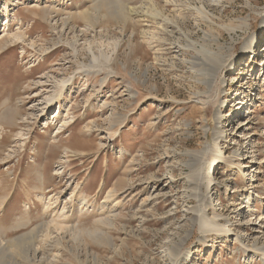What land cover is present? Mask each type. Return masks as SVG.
I'll return each mask as SVG.
<instances>
[{"label": "rangeland", "instance_id": "obj_1", "mask_svg": "<svg viewBox=\"0 0 264 264\" xmlns=\"http://www.w3.org/2000/svg\"><path fill=\"white\" fill-rule=\"evenodd\" d=\"M3 1L0 0V10ZM35 1L21 0V4L16 3L9 7L11 20L9 31L16 32L20 29L26 32L28 41H13L0 46V127H3V130L0 129V188H2L0 199L4 197L0 200V241L5 244L8 239L31 227L39 228L38 232H35L38 235L36 238L43 239L45 234L40 226L47 221L45 217L52 213L54 207L50 208L49 213H43L42 200L39 201L37 195L43 192L47 199L56 191H62L58 203L61 208L63 199L67 198L76 182L80 184L79 191L92 197L88 205L90 215L80 218L78 228L95 227L93 209L100 205L112 185L124 177L128 178L126 183L132 186L131 193L124 198V210L118 214L115 223L107 227L104 235L108 239H97V242L82 234L76 244L70 242L61 246L57 257L52 256L56 250L49 252L48 262L53 259L50 264H169L167 246L175 240L177 232L181 234L182 230H185L179 227L191 228L183 215L189 218L195 205L194 182L187 177L190 169L184 163L186 161L193 166L195 161L192 162L193 158L187 156L185 151L200 149L203 141L201 127L203 114L192 95L193 88L188 81L189 75L185 74L184 79L177 76L182 70H187L186 66H172L168 62L162 67L158 66L154 63L153 52L142 44L136 45L135 55V51L128 46L126 40V35L131 31L129 23L126 24L119 18L121 15L116 13L120 9L113 5L110 13H115L110 15L108 10L103 9L104 16H100L96 21L92 19L97 30L103 23L113 27V34L95 39L97 45H93L96 53L102 50L107 52L108 56L112 54V57L109 63V60L101 62L99 66L101 69L94 73L93 69L84 66L89 60L84 48L92 39V32L85 37H79L80 51L77 57H73L67 45L72 42L73 34L65 30L59 36L58 32L61 29L59 22L56 23V28L52 29L39 17L32 18L30 5ZM45 1L40 0V3ZM120 1L128 4L127 6L140 5V0ZM182 1L184 5L188 4L191 7L204 2L207 10L220 15L224 23L234 21L236 25L240 18L248 19L251 25L247 31L236 29L237 34H233L234 54L239 53L248 32L259 36L255 49L260 53L263 50L264 0H220L215 7L208 0ZM87 2L89 1L58 0L56 4L57 8L77 11L89 6ZM172 15L171 13L170 16ZM192 15L195 13L187 14V23L183 29L197 32L194 34L196 38L201 32L195 28ZM4 21L5 18L1 17L0 37L4 34L1 32ZM76 22L80 28L84 26L82 21ZM121 27L125 37L120 38L118 29ZM222 32L221 41L227 45L231 42L230 34ZM118 39H121L120 45L112 52L113 44ZM31 44L34 47H31ZM262 55L264 62V54ZM252 56L249 51L245 52L237 68L246 65L242 69L241 85L245 88L249 86L252 91L250 96L254 101L244 131L248 132V139H252L254 147L252 164L258 167L256 181L246 182L247 178L241 177V173L236 171L235 167L223 171V165L220 163L210 171L214 178L211 186L214 194L211 196L210 207L211 204H216L217 212L222 214L220 221H224L226 216L229 223L233 224L230 226L232 238L240 228L239 232H243L244 235L241 236L244 240L254 234V228L242 223L243 214L237 215L240 206L245 204L243 197L248 193L254 196L251 208L256 210L251 218L256 217L255 219L261 220L260 223L264 224V99L257 98L264 95V91L260 90L264 88V79L261 77L264 64L259 65L257 58L256 63H251ZM137 58H141V62ZM145 69L148 71L146 75ZM223 72L220 77L228 80V84L218 96L222 99L230 95L238 97L240 93L238 89L241 86L234 80L229 81V71ZM250 72L260 74L255 80L246 83ZM69 76L73 79L71 83H67L64 95L50 109L45 110L43 98L53 91L55 82ZM234 89H237V94ZM130 90L137 92V97H141L139 101L127 98ZM90 92L93 96L89 103L85 104L86 95ZM112 97H115L118 103L119 112L128 115L121 124L112 128L113 131L117 128L118 132L110 137L112 139L110 140L107 134L110 132L106 130L110 108L97 113L95 111L100 101L110 100ZM229 107L230 104H226L222 108V113L227 118L231 109ZM241 114L246 118L247 109H242ZM71 115L75 117L70 119ZM206 116L209 118V114ZM64 117L70 119L67 122L70 124L62 128L60 124ZM12 118L13 121H10ZM235 118L234 120H237L238 117ZM90 119H96L98 126L93 132L87 133L82 128ZM76 122L79 123L73 126ZM208 123L212 126L211 121ZM225 125L226 137L220 142V147L226 156H231L234 148L239 150L240 155L243 154L246 148L242 142L233 144L235 141L231 140L233 124L229 121ZM211 126L207 129L209 139ZM57 131L62 133L58 134ZM74 136L76 137L71 141L67 140ZM60 144L70 145L73 151L67 155L62 154ZM119 148H125L128 154L140 153L141 158L134 164L131 163L130 167L128 166L130 155L121 158L118 154ZM60 160L63 167L58 165ZM40 168L45 173L43 191L37 176ZM56 169L63 174L56 175ZM169 171L173 178L167 175ZM150 174L155 175L154 180L160 183V186L153 188L154 185L148 180ZM189 180L192 185L189 184ZM201 189H204L203 185ZM142 198L147 199L145 204L141 203ZM258 198L262 199L261 202L257 201ZM25 202L29 206L31 222L28 227H16L17 220L24 217ZM78 207L75 205L74 212ZM210 211V208L207 209L209 214ZM133 212L137 214L134 215ZM140 219L142 223L139 224ZM199 237L201 232L194 226L182 247V252L190 251V258L186 263L184 260L180 263L261 264L258 259L248 263L244 248L231 237L225 241L214 239L210 235L205 241ZM74 246L78 247L77 251L73 250ZM37 260L39 258H36ZM40 264L46 263L42 261Z\"/></svg>", "mask_w": 264, "mask_h": 264}, {"label": "bare ground", "instance_id": "obj_2", "mask_svg": "<svg viewBox=\"0 0 264 264\" xmlns=\"http://www.w3.org/2000/svg\"><path fill=\"white\" fill-rule=\"evenodd\" d=\"M11 1L13 0H4L1 6L2 9L0 10V18H5L3 24L4 28L1 31L4 34L0 37V46L9 44L13 41L21 40V42H25L27 40L26 32L20 29L16 32L9 31L11 21L9 19V7L10 5L12 6V4L22 3L21 0H15L13 3ZM57 1L58 0H46L45 2L40 3V0H36L33 5H30L32 10L31 14L33 15L32 18L39 17L43 20V22L45 21L49 24L52 29H55L56 23L59 22L61 25L60 32H58L59 36H61L65 30H68L69 33L71 32L73 34L72 42L67 45L71 49L73 57H77V54L80 51L78 48V46H80L78 45L79 37H85L86 34L92 32V39L85 44L86 48H84L86 55L89 57L88 63L84 66L93 69L92 72L97 73V71L101 69L99 67L101 62L109 60V63L112 57V54L108 56V53L102 50L96 53L93 45H97L95 43V39L105 37L108 34H113V27L110 24L103 23L99 30H97V27L95 26L96 24L92 23V19L96 21L100 16H104L102 15L104 14L102 12L103 9L106 11L108 10L110 15L111 13H115H110V9L112 8L111 6L113 5L120 9V11L116 13L117 15H121V17H118L121 18L124 23H129L131 31L128 35H126V40L128 46L133 48V51H135L134 49L137 44H142L153 52L154 63L156 65L162 67L164 63L168 62L171 63L172 66H186L187 70H182V72L180 74L178 73L179 75L177 76L184 79L185 74L189 75L188 81L191 88H193L192 95L197 102L196 104L199 106V110H201L203 114L201 117L203 141L201 142L200 149L185 151L187 156L193 158L192 162L195 161L193 166L189 165L186 161L184 162L190 169L187 177L194 182L193 195L195 197V205L192 208L193 212L190 213L189 218L183 215L186 222L190 223L191 228L184 226L179 227V229L185 230H182V233H179L180 235L177 232L175 240L167 246L169 264H182L180 263L181 260H184L185 263L189 260L190 251L187 250V252H182V247L184 246V243L194 226L199 228L201 232V237L199 238L204 241L208 235L212 236L214 239H219L220 241L230 239V232L232 231L230 226L233 224H230L229 219L224 215V221H220L222 214L217 212L215 208L216 204H211L212 206L210 207L211 196L214 194L211 191L214 178H212L210 171L216 164L220 163L223 165V171L225 169L232 170L235 167V170L241 173V177L244 179L247 178L246 182L249 181L248 183H250V181H256V168L258 167H255L252 164L254 147L251 143L252 139H248V132L244 131V127L249 122L248 116H251V106L254 104V101L252 96H250L252 91L249 86H246L245 88L241 85V76L243 75L242 69L246 67V65L243 66V68L241 66L237 68V64L240 62L241 57L244 56V53L249 51L250 55H253L251 63H256L257 58L259 65H263L264 62H262V54H264V48L261 53L255 49L259 36L256 33L250 32L245 34L242 41V47L237 55L234 54L233 43L235 40L233 34H237L236 29L246 32L251 25L249 20L246 18H240L238 21L239 23L236 25L234 24V21L224 23L221 20L220 15L210 13L209 10H207L204 2L200 3V5H193L191 7L188 4L184 5L182 0H140L139 6H127L128 4L126 5L120 0H88L89 2L87 3H89V6L83 10L67 11L65 9L57 8ZM219 1L220 0H208L209 3L214 5V7ZM190 12L195 13V15H192L196 25L195 28L201 32V35L196 38H194V34H197V32L183 29V26L187 23V14ZM171 13L173 14L172 16H170ZM76 21H82L84 26L80 28V25H77ZM78 27L80 29H78ZM262 27L264 29V16L262 18ZM222 31H226L230 34L231 42L227 45L221 41L223 36ZM118 32L120 33V38L125 35L122 27L118 29ZM78 33L79 35H77ZM120 40L121 39H118L114 42L112 52L115 48L119 47ZM32 46L33 44H31V47ZM140 59L141 58H137L139 61ZM108 63L106 65H108ZM239 65L240 63L238 66ZM235 70L237 71L235 72ZM223 71H229V81L234 80L238 86H241V88L238 89L240 92L238 97L230 95L229 97L226 98L225 96V98L222 99V97L218 96L220 91H224V87L228 84V80L222 79L223 76L220 77ZM147 73L148 71L145 69L144 74L146 75ZM259 74L260 72H250L245 82L248 83L250 80H255ZM263 75L264 71L261 74V77L264 79ZM72 79L73 77L71 76L63 77L58 82H55L53 91L43 98L45 110L50 109L52 105L64 95L67 83H71ZM234 90L236 93L237 89ZM260 90L263 92L264 88L262 87ZM136 93V91L130 90L127 93V98L132 101L135 99L139 101L141 97H137L138 94L136 95ZM92 96L93 94L91 92L87 94L84 103H89ZM257 98L264 99V95H260ZM226 104H230L231 107L228 112V118L222 113V108H224ZM87 106H89V104H87ZM96 108V113L102 111L103 109L110 108L106 129L110 132H107L110 139V137H113L118 132L117 128L114 129V131L112 128L121 124L127 118L128 114L119 112L117 109L118 103L115 97H112L110 100L104 99L100 101ZM244 108L247 109L248 115L246 118H244L241 114V110ZM208 114L209 118L206 116ZM236 116L238 118L237 120H234ZM74 117V115H71L70 119ZM70 119L68 120L64 117L60 127L65 128L69 126L70 123L67 124V122H69ZM10 121H13V118ZM210 121L212 126L208 123ZM229 121L233 124L232 133L230 134L231 140L235 141L233 144H236V142L237 144L238 142H242L246 148L244 153L242 151L243 154L241 155L239 150L234 148L231 156H226L225 152L220 147V142L226 137L224 130V127L226 126L225 124ZM77 123L79 122L74 123L73 126ZM97 126L96 119H90L82 130L87 133H91L95 128H97ZM210 126L211 137L209 139L207 129ZM0 129L3 130V127H0ZM57 133L61 134L62 131H57ZM76 136L68 138L67 140L71 141V139H74ZM60 147L62 149H60L62 154L65 155L73 151L72 147L67 144H60ZM118 154L121 155V158L125 155H130L129 158L131 160H128V166L131 163L134 164V162H137L142 155L140 153L128 154L125 148H119ZM63 156L64 155H62V157ZM62 163L63 162L60 160L58 165L62 166ZM131 166L132 165H130V167ZM42 170L40 168L39 172H37V176L40 181L39 186L41 185V190L43 191L45 173ZM55 171L56 175L62 173V171L59 172L58 169ZM167 175H169L170 178H173V174L170 171ZM154 176V174H150L148 176L149 182L154 185L153 188L161 185L154 180ZM126 179L128 178L124 179L123 177L114 183L105 194L100 205L94 209L92 208L94 214L93 223L95 226L93 228H78V225H80V218L90 215L88 213L90 211L88 205L90 199H92V197L90 198L87 193L79 191L78 187L80 184L78 182H76L74 187L71 188L67 194V198L65 197V199H63L61 208L58 206V203L60 200L59 194H62V191H56L51 196H48L47 199L45 198L43 192H41V194L37 195V197L40 199H38L39 201L42 200L41 203L43 204V213H49L48 211L50 208L54 207V209H52L53 211L51 210L52 213L48 214V217H45L47 221L45 220L44 223L43 218L42 222L44 225L40 226L45 234L44 238H41L42 240L37 239L36 237L38 235H36L35 232H38L39 228L37 229L36 227H31L30 229L27 228V231H24L15 237L10 239L7 238L8 240L5 244L0 241V264H40L42 261L46 264H50L53 259L48 262L47 255L49 252L56 250L57 252L52 253V256L53 258L57 257L56 255L58 254L61 246L69 244L70 242L76 244L82 237V234L88 235L95 241H97V239L107 240V236L104 235L107 227H110L115 223L118 214L121 213V210H124V198L131 193L132 186H129L126 183L128 182ZM189 184H191L190 180ZM202 185L204 189H201ZM1 189L2 188H0V195L2 193ZM3 198L0 200H3ZM243 199H245V204L240 206L237 215L243 214L242 223L254 228V234L252 233V236L249 238L247 237V239L244 240L241 236L244 234L243 232H239V228V230L234 233V238L231 237V239L242 245L244 253H246L245 255L248 256V263H252L253 260L258 259L261 264H264V224L260 223L261 220L255 219L256 217L251 218L256 211L251 208L254 196L248 193L243 197ZM258 199L259 200L257 201L261 202L262 199ZM141 201L142 204H145L147 199L142 198ZM220 204L221 202L218 205ZM75 205H77L78 208L74 212ZM28 207L29 206H27V203L25 202V210L23 211L24 217H20L18 220L16 219L18 222L16 227H28V224L31 222V215ZM209 208L211 210L210 214L207 212V209L209 210ZM127 210L128 208L125 209V211ZM133 214L136 215L137 212H133ZM140 223H142V219H140L139 224ZM123 228L126 229L124 225ZM246 240L247 242H245ZM73 250L77 251L78 247L74 246ZM36 258H39V260L36 261Z\"/></svg>", "mask_w": 264, "mask_h": 264}]
</instances>
